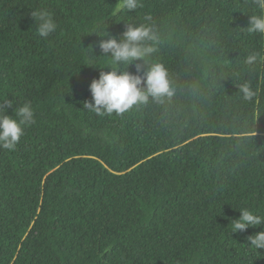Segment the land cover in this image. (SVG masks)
Masks as SVG:
<instances>
[{"label":"trees","instance_id":"obj_1","mask_svg":"<svg viewBox=\"0 0 264 264\" xmlns=\"http://www.w3.org/2000/svg\"><path fill=\"white\" fill-rule=\"evenodd\" d=\"M117 3L0 0V99L30 101L36 119L15 151L0 148V264H264L247 239L264 225L230 227L243 208L264 215V34L246 31L260 10ZM40 8L58 25L47 39L30 15ZM125 23L156 33L148 65L164 66L172 95L100 117L83 108L111 71L98 44Z\"/></svg>","mask_w":264,"mask_h":264},{"label":"clouds","instance_id":"obj_2","mask_svg":"<svg viewBox=\"0 0 264 264\" xmlns=\"http://www.w3.org/2000/svg\"><path fill=\"white\" fill-rule=\"evenodd\" d=\"M254 5L260 10L258 15L249 17V34H264V0H253ZM142 7L141 0H119L117 10L134 11ZM35 23L36 34L47 39L57 31V23L53 14L47 9L40 8L30 13ZM150 20V16L145 17ZM105 31V29H104ZM101 37L98 48L101 56L109 59L110 72L101 69L98 80H93L90 85L92 102L83 103L84 110L95 113L97 116H122L133 109L134 106L148 103L149 99L158 100L167 95H172L168 74L160 63L148 65V57L156 51L154 46L157 41L156 33L151 26L141 24L135 26L125 23V31L117 38L111 37L107 31ZM97 35V34H96ZM91 48V47H90ZM92 52L93 49L91 48ZM99 57V58H100ZM142 61L147 70L143 75H132L128 68L135 62ZM257 62V54L253 53L246 58V63L252 65ZM95 66V65H94ZM123 66L124 70H119ZM137 73L142 71L141 64H135ZM245 100H251L255 93L247 83L239 86ZM12 109V115L8 110ZM36 123L35 110L30 101H25L21 106L15 107L13 100L0 99V148L15 151L17 144L24 135L26 128ZM117 201L111 203V208L118 215L126 217V212H117ZM237 219L230 221L231 233L243 232L248 228L264 225V215L254 214L243 208ZM229 227V226H228ZM250 249L258 251L264 249V231L249 236Z\"/></svg>","mask_w":264,"mask_h":264}]
</instances>
